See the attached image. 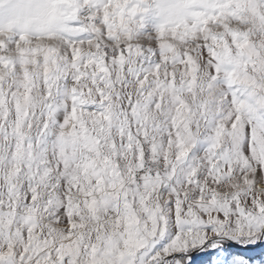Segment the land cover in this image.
I'll list each match as a JSON object with an SVG mask.
<instances>
[{
  "label": "snow or ice",
  "instance_id": "6c2138e0",
  "mask_svg": "<svg viewBox=\"0 0 264 264\" xmlns=\"http://www.w3.org/2000/svg\"><path fill=\"white\" fill-rule=\"evenodd\" d=\"M264 264V0H0V264Z\"/></svg>",
  "mask_w": 264,
  "mask_h": 264
},
{
  "label": "rangeland",
  "instance_id": "374dc122",
  "mask_svg": "<svg viewBox=\"0 0 264 264\" xmlns=\"http://www.w3.org/2000/svg\"><path fill=\"white\" fill-rule=\"evenodd\" d=\"M227 253L225 254V262L231 259V254L233 253H246L247 257L252 260L253 262L259 261L262 258L261 248L257 247L253 251H248L241 249L239 246L236 245H226ZM218 255L217 252H207V253H193V262L194 264H212L213 259Z\"/></svg>",
  "mask_w": 264,
  "mask_h": 264
}]
</instances>
